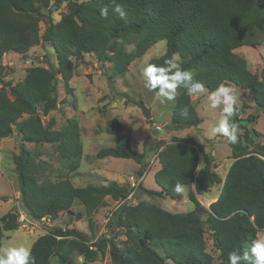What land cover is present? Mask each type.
<instances>
[{
  "label": "trees",
  "instance_id": "obj_1",
  "mask_svg": "<svg viewBox=\"0 0 264 264\" xmlns=\"http://www.w3.org/2000/svg\"><path fill=\"white\" fill-rule=\"evenodd\" d=\"M126 17L113 12L111 0H0V59L15 52L26 56L31 46L48 44L54 50L57 66H35L25 79L8 84L0 91V139L16 134L20 152L13 158L19 180L20 202L34 221L58 220L71 211L76 201L85 207L93 238L76 228H55L38 237L31 249L36 264H91L109 254L112 264H228L229 253L242 252L259 229H264V144L262 134L249 128L255 116L244 117L250 106L240 105L233 119L243 134L229 143L232 163L219 199L207 209L198 195L209 192L222 178L214 170L215 160L204 146L191 138L171 139L159 150L161 165L154 179L159 191H138L152 198L169 197L180 201V184L189 189L194 209L172 213L150 201L125 203L113 211L109 238H97L93 215L108 206V201L122 202L130 188L115 181L107 185L76 186L70 178L53 180L44 161L37 164L36 154L25 144L56 145L71 172L77 171L84 154L79 122L69 119L61 130L56 120L43 121L58 110L60 78L69 89L77 73L75 60L93 54L103 64L113 65V75L125 74L130 65L162 40L166 52L149 63L162 64L174 53L185 68L195 70V78L205 84L209 94L221 83H232L251 92L254 103L264 109V68L253 73L248 61L236 50L264 45V0H116ZM108 7L107 19L100 9ZM46 10V12H45ZM59 13L55 22L53 15ZM46 22L41 33L40 23ZM122 40L123 43H118ZM126 45H134L126 51ZM188 108L189 114L182 115ZM203 123L193 97L180 89L171 117L173 129L197 127ZM117 118L108 122L106 132L114 145L98 151V159L133 160L140 165L138 177L145 173V152L132 149V136L123 134ZM46 166V175L44 169ZM48 168V169H47ZM198 168V170H197ZM20 227L19 215L8 213L0 220V248L6 232ZM213 240L218 257L207 249L206 234ZM124 235L117 244L115 239ZM160 250L162 255L156 250ZM82 257L81 263L76 258Z\"/></svg>",
  "mask_w": 264,
  "mask_h": 264
},
{
  "label": "rangeland",
  "instance_id": "obj_2",
  "mask_svg": "<svg viewBox=\"0 0 264 264\" xmlns=\"http://www.w3.org/2000/svg\"><path fill=\"white\" fill-rule=\"evenodd\" d=\"M53 18L55 22H58L60 20L59 13H55ZM40 27L41 33H43L46 29V22H41ZM257 38L262 40L264 35H257ZM166 50L167 42L162 40L149 49L143 57L133 62L125 74L115 77L112 74L113 65L111 63L102 65L93 54H86L79 61L74 59L77 73L69 83L70 90L67 91L60 78L58 110L45 117L43 121L48 125L50 119L54 118L56 125L53 129L55 130L64 128L69 119L79 122L84 147L79 169L71 172L69 163L60 157L56 145L25 144L26 148L36 154L37 164L44 161L50 166L49 169L47 168V174H50L53 180L70 178L76 186L107 185L108 182L115 181L130 188V173L137 176L139 164L127 159L97 158L99 150L114 145L113 136L106 132V128L108 122L115 118L123 124L122 133L132 136L134 151L146 152V145L149 144L150 150L144 169L147 173L149 172L144 181V186L147 188L158 189L154 179V173L158 166L156 162L154 164V161L157 159L159 150L174 137L191 138L204 146L205 151L214 157L216 172L225 177L226 170L233 159L232 150L227 137L221 134H211V127L221 118V109L210 107L208 91L193 97L203 123L197 127L173 129L171 117L175 101L160 105L158 101L152 99L153 93L144 87L143 78L140 75L141 69L152 58L162 56ZM235 52L248 61L249 68L253 73H261L264 68V45L245 46ZM35 66L46 68L57 66L56 55L50 45L31 46L26 56L15 52L5 54L0 59V91L4 88L8 89V84L23 81L27 70ZM234 86L239 96V104L246 103L250 106L244 117H256L249 128L262 134L259 141L264 144V109L254 103L250 91ZM135 103L150 108L151 120L146 119L141 108ZM164 129H167V132H164ZM242 134L243 131H239L238 136ZM20 145V137L16 134L10 138L0 139V220L8 213H17L20 223L18 230L5 233L2 248L20 245L31 247L38 237L55 228H76L93 238L85 207L78 201L74 203L70 212L63 214L56 221L46 218L34 221L27 215L21 206L19 180L13 160L14 156L20 152ZM44 174L46 175V166ZM215 187L214 191L216 192L220 186L216 185ZM145 200L172 213H187L194 207L188 199L175 201L167 196L152 198L148 195L145 196L140 190L134 194L131 203L135 205ZM198 200L202 204H207L204 196H199ZM109 201L106 208L99 210L92 217L97 228V238L93 241L99 237H110L108 213L114 211L119 202L111 199ZM125 239V236L120 234L115 241L117 244H121ZM206 240L208 251L218 257L219 254L213 247V240L209 233L206 234ZM156 250L162 255L160 250ZM82 261V257L76 258V263ZM51 264L59 263L54 258ZM91 264H112L109 250L104 258L100 256L96 262ZM165 264L176 263L166 260Z\"/></svg>",
  "mask_w": 264,
  "mask_h": 264
},
{
  "label": "clouds",
  "instance_id": "obj_3",
  "mask_svg": "<svg viewBox=\"0 0 264 264\" xmlns=\"http://www.w3.org/2000/svg\"><path fill=\"white\" fill-rule=\"evenodd\" d=\"M113 12L121 19L126 17L122 6L111 0ZM108 7L100 9V16L107 19ZM118 43H123L118 40ZM126 51H132L134 45H126ZM145 89L153 93L152 99L160 105H166L177 99L179 90H185L189 97L199 96L206 92L205 84L195 78V70L183 67L181 57L174 53L162 64L148 63L141 69ZM210 107L221 109V118L210 129L212 135L221 134L229 143H236L240 131L239 123L233 119L239 114V96L234 85L221 83L208 96ZM189 114L188 108L182 109V115ZM198 170V168H197ZM177 193H182V185L175 186ZM0 264H36L31 247L24 245L0 248ZM228 264H264V229H259L255 238L251 239L242 252L229 253Z\"/></svg>",
  "mask_w": 264,
  "mask_h": 264
},
{
  "label": "crops",
  "instance_id": "obj_4",
  "mask_svg": "<svg viewBox=\"0 0 264 264\" xmlns=\"http://www.w3.org/2000/svg\"><path fill=\"white\" fill-rule=\"evenodd\" d=\"M169 143H167V145H168ZM166 145V146H167ZM165 146V147H166ZM165 147H162L161 149H163V148H165ZM140 153H142L141 151H140ZM109 158H112V159H115V158H113V157H109ZM157 158V157H156ZM107 159V158H106ZM155 162H156V165L158 166V168H157V171L160 169V167H161V165H160V163H159V161H158V159H155V161H154V164H155ZM234 162V159H232V162H231V164L228 166V168H227V170H226V173H225V177L223 176L222 177V175L220 176L221 178H222V183L221 184H217V186H220L219 187V189H218V191H214V188H216V187H213L209 192H206V193H203L202 195H198L197 197H198V199H199V196H204V200H206V205L205 204H202L203 206H205L207 209L209 208V206L212 204V203H214V202H216L218 199H219V197H220V195H221V193H222V190H223V185H224V181H225V178H226V176H227V173H228V171H229V169H230V167H231V165H232V163ZM136 167V166H135ZM134 169V168H133ZM136 169V168H135ZM138 169V168H137ZM214 170H215V168H214ZM157 171H155V173L157 172ZM216 171V170H215ZM149 173V172H148ZM147 171L145 170V173H144V175L142 176L144 179H143V182H142V185L144 186V181H145V177L147 176ZM155 173H154V176H155ZM131 175L130 176H133V175H135L134 173H130ZM129 176V177H130ZM120 184H123V183H120ZM127 186V185H126ZM145 188H147L146 186H144ZM183 188H184V191L182 192V199L184 200V201H186L187 199H188V201H190L189 200V198H188V192H189V189H188V187H186V186H183ZM147 189H150V188H147ZM151 190H155V191H159L160 190V187L158 186V189H151ZM145 196H147L146 194H145ZM112 201H114V200H112ZM200 201V200H199ZM108 202H110V201H108ZM191 202V201H190ZM192 203V202H191ZM193 204V203H192ZM134 205V204H133ZM194 206V205H193ZM193 209H194V207H193ZM192 209V210H193ZM110 213H108V215H109ZM34 243V242H33ZM33 245V244H32ZM32 247V246H31Z\"/></svg>",
  "mask_w": 264,
  "mask_h": 264
},
{
  "label": "built area",
  "instance_id": "obj_5",
  "mask_svg": "<svg viewBox=\"0 0 264 264\" xmlns=\"http://www.w3.org/2000/svg\"><path fill=\"white\" fill-rule=\"evenodd\" d=\"M158 129H160V128H158ZM143 179H144L143 177H138V176H135V175L129 177V181H130V185H131V187H130V191H131V192H130V194H129V196H128V198H127L126 200H124V201H122V202H119V203L117 204V207L115 208V210H117V208H118L119 206H121V205H123V204H125V203L132 204L131 201H132L133 198H134V194L138 191L140 185H141L142 182H143ZM115 210H114V211H115ZM112 215H113V211H112V212L109 214V216H108V220H109V221H110Z\"/></svg>",
  "mask_w": 264,
  "mask_h": 264
},
{
  "label": "water",
  "instance_id": "obj_6",
  "mask_svg": "<svg viewBox=\"0 0 264 264\" xmlns=\"http://www.w3.org/2000/svg\"><path fill=\"white\" fill-rule=\"evenodd\" d=\"M135 105L138 106L139 108H141L142 113L144 114V116L146 117L147 120H151L152 115H151V111H150L149 107H146L143 104H139V103H135ZM164 132H167V129H164ZM149 150H150V147H149V144H147L146 145V152H145V155H144L143 160H142L143 169L146 168V160H147L148 155H149Z\"/></svg>",
  "mask_w": 264,
  "mask_h": 264
}]
</instances>
